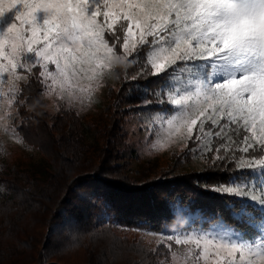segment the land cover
<instances>
[{"label": "snow or ice", "instance_id": "obj_1", "mask_svg": "<svg viewBox=\"0 0 264 264\" xmlns=\"http://www.w3.org/2000/svg\"><path fill=\"white\" fill-rule=\"evenodd\" d=\"M127 63L141 64L133 80L150 70L161 83L142 104L157 106L145 119H159L165 133L156 138L146 124L150 148L187 142L199 152L212 137L214 163L247 171L212 189L250 197L230 209L236 228L162 233L152 251L184 264H264V0H0V133L22 142L26 91L84 106ZM256 219L259 231L248 227Z\"/></svg>", "mask_w": 264, "mask_h": 264}, {"label": "trees", "instance_id": "obj_2", "mask_svg": "<svg viewBox=\"0 0 264 264\" xmlns=\"http://www.w3.org/2000/svg\"><path fill=\"white\" fill-rule=\"evenodd\" d=\"M140 72V63L114 65L116 87L106 88L105 121L94 147L86 144V127L74 109L49 113L35 88L24 93L19 135L41 153L44 164L42 171L0 173L8 189L0 199V264H167L166 249L157 255L123 232L236 228L240 223L230 209L250 197L212 190L247 176L230 161L220 166L208 155L199 170L177 172L183 164L175 159L169 168L132 171L131 160L122 154L125 121L143 93L153 99L151 94L161 90L150 70L133 80ZM255 195L259 199L260 192ZM258 212L257 207L253 215ZM261 223L256 219L248 227L259 231Z\"/></svg>", "mask_w": 264, "mask_h": 264}, {"label": "rangeland", "instance_id": "obj_3", "mask_svg": "<svg viewBox=\"0 0 264 264\" xmlns=\"http://www.w3.org/2000/svg\"><path fill=\"white\" fill-rule=\"evenodd\" d=\"M112 69L106 74L102 86L95 94V98L91 104L86 103L84 106L77 104L75 107H72V109H74V111L80 116L86 127V144L91 145V147L98 144V131L105 121L104 108L107 104L106 88L108 86L116 87L113 83ZM142 95V99L137 108L132 112V115L126 119L124 124L128 139L127 147L122 154L124 157L131 160L132 171H142L153 165L157 168H169L175 159H178L183 164V167L179 168L177 172H184L190 169L199 170L207 161L208 153L205 144H208L212 137H209L207 141L200 142L199 152H190L188 147H186L187 142H176L161 150L150 148L147 141L148 133L141 129L145 127L146 124L149 128L156 127V138H163L165 133L159 119H154L151 122L146 121L145 117L148 115L149 111H151L153 115H155L157 111H153L150 107V109H143L142 104L146 97H144V93ZM41 99L45 102L46 111L49 113H55L61 109L52 100L48 98ZM63 108L69 107L65 105ZM91 154H93L92 148L90 149V155ZM43 164V156L36 148L26 144L23 140L22 142H17L15 139L6 138L3 133H0V173H14L20 171L28 173L42 171L39 170V168L42 167ZM7 195V187L0 182V199L5 198ZM218 228L226 227L214 226L207 231ZM177 230L184 229L166 230L161 233L125 230V232L120 231L119 233H125L129 240L137 241L143 246H147L153 250L156 248L159 239L163 238L161 236L162 233H172ZM151 234H155V237ZM177 251H182V249H177ZM167 264H184V262L182 257L178 258L176 261L169 258Z\"/></svg>", "mask_w": 264, "mask_h": 264}]
</instances>
